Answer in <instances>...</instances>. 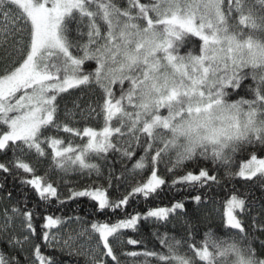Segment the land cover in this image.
Masks as SVG:
<instances>
[{"label": "snow or ice", "instance_id": "1", "mask_svg": "<svg viewBox=\"0 0 264 264\" xmlns=\"http://www.w3.org/2000/svg\"><path fill=\"white\" fill-rule=\"evenodd\" d=\"M219 166L259 191L232 190L223 236L200 227L217 213ZM165 186L186 191L136 206ZM81 198L90 214L55 215ZM149 221L164 228L151 247ZM58 253L264 264V0H0V264H63Z\"/></svg>", "mask_w": 264, "mask_h": 264}, {"label": "trees", "instance_id": "2", "mask_svg": "<svg viewBox=\"0 0 264 264\" xmlns=\"http://www.w3.org/2000/svg\"><path fill=\"white\" fill-rule=\"evenodd\" d=\"M195 40V38H193ZM194 47V45H189V48ZM246 153H238L236 157L234 158V167L235 170H238V165L241 162V158L243 156H246ZM93 162H96L95 160ZM209 167H212L211 162H207ZM47 164L41 165L39 168L38 174L43 175L44 169L46 168ZM161 168L163 169V165H161ZM224 167L219 166L217 168V173L221 178V184L218 187H214L212 190L209 191V194L213 196V198L216 201V208L217 213L214 215L211 221H209L207 224H202L201 231H204L206 229H211L212 231L216 232L218 235L223 236V234L227 231L220 222V213L223 210V204L226 200V198L231 194L233 189H237L240 192H244L245 190L250 191L254 196L259 197V191L256 188H251L248 184H245L240 178L235 177L232 179H226L224 178ZM7 184L9 187H12L13 184L16 185L17 188L21 190V192L28 191L30 196V202L35 204L37 201H39V198L36 197L31 190L26 189L24 186H21L19 184V179L13 180L12 177L7 178ZM170 184V182H169ZM61 191H65V189L61 188ZM186 190L181 189L180 187H170L165 186L163 191L160 192L158 196H155L152 200H150L147 204L143 203V198H140V201L137 202V207L147 209L150 205H159V206H167L169 201L175 198H181ZM186 203L189 204V208L191 209L194 207V205L191 204V201L185 200ZM42 205L40 208V211L44 214H50L49 211H46V209L49 208V206L45 202H40ZM52 207H58L56 205H53ZM92 211L91 203L88 201L87 198H81L79 204L70 203V205L66 208L60 209V211L55 212V215H61L62 213H66L68 215H81L84 216L86 214H90ZM131 211V209H130ZM167 229L169 230V233H175L179 232L180 228L175 223V221L169 223L167 226ZM67 228V227H66ZM159 229L160 231H163L164 228L159 224H154L153 222H145L143 223V227L140 231V236L143 238L144 243L148 245V247L152 246V243L154 242V236L153 233ZM64 232L69 231V229H63ZM58 259H61L63 261V264H84V260L82 257L76 258V257H68L66 255H60L57 254Z\"/></svg>", "mask_w": 264, "mask_h": 264}, {"label": "rangeland", "instance_id": "3", "mask_svg": "<svg viewBox=\"0 0 264 264\" xmlns=\"http://www.w3.org/2000/svg\"><path fill=\"white\" fill-rule=\"evenodd\" d=\"M65 229H67V230H68L69 228H65Z\"/></svg>", "mask_w": 264, "mask_h": 264}]
</instances>
